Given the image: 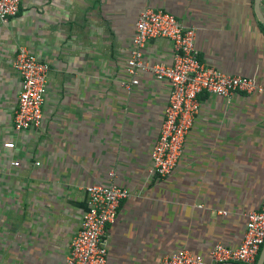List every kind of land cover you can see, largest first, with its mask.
Wrapping results in <instances>:
<instances>
[{
	"label": "crops",
	"instance_id": "obj_1",
	"mask_svg": "<svg viewBox=\"0 0 264 264\" xmlns=\"http://www.w3.org/2000/svg\"><path fill=\"white\" fill-rule=\"evenodd\" d=\"M148 7L196 30L205 65L264 85L254 0H22L0 22V264H64L91 184L129 191L106 226L107 264H159L180 249L207 259L216 243L238 246L247 213L264 203V94L201 93L176 167L151 171L170 84L141 72L121 85ZM21 46L50 70L41 124L15 131ZM143 58L170 64L171 41L150 39Z\"/></svg>",
	"mask_w": 264,
	"mask_h": 264
},
{
	"label": "built area",
	"instance_id": "obj_2",
	"mask_svg": "<svg viewBox=\"0 0 264 264\" xmlns=\"http://www.w3.org/2000/svg\"><path fill=\"white\" fill-rule=\"evenodd\" d=\"M22 0H0V22L17 15ZM163 38L173 45L170 64L148 63L143 58L147 41ZM12 68L19 74L20 90L13 116L15 131L37 128L42 122L50 66L24 46L18 48ZM129 81L125 88L137 85L141 72L152 74L170 84L158 136L151 150V171L165 177L172 173L182 153L187 133L199 111L201 93L230 98L235 94H264V85L253 77L230 75L205 65L196 46V30L184 26L171 12L161 8H145L135 22L132 46L127 59ZM12 147L13 143H6ZM16 164V163H15ZM37 164V163H36ZM87 207L80 227L69 243L64 264H107L106 226L115 222L121 202L129 195L115 183L91 184L85 188ZM264 244V203L249 211L243 238L236 247L216 243L208 258L180 249L165 256L159 264H221L236 262L255 264Z\"/></svg>",
	"mask_w": 264,
	"mask_h": 264
},
{
	"label": "water",
	"instance_id": "obj_3",
	"mask_svg": "<svg viewBox=\"0 0 264 264\" xmlns=\"http://www.w3.org/2000/svg\"><path fill=\"white\" fill-rule=\"evenodd\" d=\"M259 6H260V0H254V8H255V11L257 13V16H258L259 20L264 25V16L262 15V13L260 11V7ZM263 259H264V248L262 250V253H261L259 259L257 260V262L255 264H262ZM221 264H240V263L225 262V263H221Z\"/></svg>",
	"mask_w": 264,
	"mask_h": 264
}]
</instances>
